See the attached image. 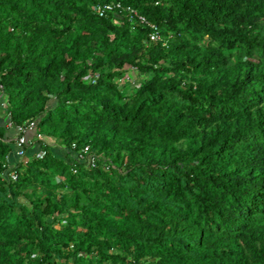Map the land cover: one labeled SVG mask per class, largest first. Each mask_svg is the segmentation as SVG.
Returning <instances> with one entry per match:
<instances>
[{
  "label": "trees",
  "instance_id": "obj_1",
  "mask_svg": "<svg viewBox=\"0 0 264 264\" xmlns=\"http://www.w3.org/2000/svg\"><path fill=\"white\" fill-rule=\"evenodd\" d=\"M0 86V264H264V0H0Z\"/></svg>",
  "mask_w": 264,
  "mask_h": 264
},
{
  "label": "built area",
  "instance_id": "obj_2",
  "mask_svg": "<svg viewBox=\"0 0 264 264\" xmlns=\"http://www.w3.org/2000/svg\"><path fill=\"white\" fill-rule=\"evenodd\" d=\"M115 9H124L130 14L132 18L134 17L139 18L141 22L146 23L153 28V32L151 35L153 39L156 40L160 38L158 26L149 22L142 14L139 13L137 9L133 7H123L121 3H107L104 4L103 6H98V11L100 12L101 15H105L107 11H113ZM1 89L2 88L0 86V92ZM1 97L2 95L0 94V98ZM9 127L12 128L15 132V136L9 139V141L13 143V151L11 154H9L8 158L12 161H13L12 156L19 159V161L26 158L30 144L32 143V138H34L35 141L44 139L43 134L36 132L35 121H31L23 125H15V126L9 124ZM79 158L80 160L86 162L88 165L92 167H95L97 165V157L93 153H89V154L80 153ZM10 175L12 179L14 180L17 179V174L15 172L11 173Z\"/></svg>",
  "mask_w": 264,
  "mask_h": 264
},
{
  "label": "rangeland",
  "instance_id": "obj_3",
  "mask_svg": "<svg viewBox=\"0 0 264 264\" xmlns=\"http://www.w3.org/2000/svg\"><path fill=\"white\" fill-rule=\"evenodd\" d=\"M131 75H132V78L134 79V80H137V74H136V72H131ZM122 84H123V82H121ZM127 88H130V86H127ZM0 94H1V92H0ZM10 131H13L12 129H9ZM35 140H34V138H32V143L30 144V146H31V148H32V146L34 147L35 145ZM53 144H55L54 142H53ZM30 148V147H29ZM25 160H27L26 158H25ZM15 161L17 162V161H19V159H17V158H15Z\"/></svg>",
  "mask_w": 264,
  "mask_h": 264
},
{
  "label": "crops",
  "instance_id": "obj_4",
  "mask_svg": "<svg viewBox=\"0 0 264 264\" xmlns=\"http://www.w3.org/2000/svg\"><path fill=\"white\" fill-rule=\"evenodd\" d=\"M7 127H8L9 129H12V128L9 127V124H7ZM12 130H13V129H12ZM13 132H14V130H13ZM12 159H13V161H14V160H15V157L12 156Z\"/></svg>",
  "mask_w": 264,
  "mask_h": 264
}]
</instances>
